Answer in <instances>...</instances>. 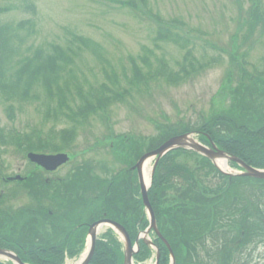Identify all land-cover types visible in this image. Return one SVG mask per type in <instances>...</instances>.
I'll return each instance as SVG.
<instances>
[{
    "label": "rangeland",
    "instance_id": "rangeland-1",
    "mask_svg": "<svg viewBox=\"0 0 264 264\" xmlns=\"http://www.w3.org/2000/svg\"><path fill=\"white\" fill-rule=\"evenodd\" d=\"M124 1L129 0H0V24L11 25L19 36L16 53L9 67L5 66L6 73L12 72L24 55L38 48L61 49L72 38L85 39L86 43L73 47L76 53L67 74L57 81L59 86L68 82L67 94L72 92L73 82L85 87L100 82L118 87L119 81L127 86L126 78L131 76L134 66L144 74L161 64L175 71L187 58L195 67V71L182 75L175 84L154 78L136 85L123 101L79 124L73 141L64 149L57 132L70 124L46 115L45 95L37 83L30 90V94L39 93L33 100H13L0 95V191L4 205L17 207L26 203L27 206L32 205L28 202L41 199L49 204L57 201L62 206L75 197L82 211L80 217L93 214L97 218L99 204L93 201L97 194L104 193L109 177L133 165L134 155L145 152L149 144L157 141L161 128L176 123L195 126L213 114L239 110L236 94L244 98L250 111L264 106V95L257 100L260 102L257 107L253 102L264 89L261 81L264 79V74L261 75L264 73V0H145V13L140 7L139 11L121 4ZM161 25L169 27L173 36L160 35ZM70 74L75 78L73 82L67 76ZM31 130L37 131L41 139L40 153L47 154L52 149L68 155V163L55 176L63 181L42 184V169L29 163L21 149L2 144L12 132ZM192 137L198 141L196 133ZM201 144L210 148L209 144ZM179 158L192 167L199 166L195 156ZM152 164L153 159L146 163L148 174ZM223 171L240 173L242 169L228 160ZM132 173L139 193L137 175L135 171ZM14 175L27 179L2 184L5 177ZM205 179L219 183L211 173ZM257 189L245 183L233 187L231 194L235 199L229 198L227 202L232 203L230 212L223 209L221 223L224 229L233 231V237L244 224L248 225L241 232L245 238L233 255V264H264L263 228L250 215L258 200L264 199V190L260 195ZM191 229L195 240L210 234L205 224L197 223ZM87 242L85 235L78 251L79 240L75 239L72 245L76 253L65 255L62 264H77L87 250ZM156 249L152 247V252ZM200 257L203 264H217L216 259H207L202 253ZM154 260L151 253L141 264H155ZM132 262L136 264L135 260Z\"/></svg>",
    "mask_w": 264,
    "mask_h": 264
},
{
    "label": "trees",
    "instance_id": "trees-1",
    "mask_svg": "<svg viewBox=\"0 0 264 264\" xmlns=\"http://www.w3.org/2000/svg\"><path fill=\"white\" fill-rule=\"evenodd\" d=\"M121 4L138 8L139 11L141 9L143 12V8L146 7L145 0H138V2L129 0L121 2ZM248 23L249 26H252L251 22ZM158 31L160 35L165 37L173 36L169 27L161 25ZM18 38L17 32L13 30L11 25L0 24V95L13 100H33L38 97L39 93L30 94V90L33 83H37L45 95L43 103L46 106V115L61 122L65 121V124H70L57 132L63 140L64 147L62 149L69 147L68 144L73 141L76 135L77 126L84 122L87 117L100 111L104 112L111 105L123 101L127 93L129 94L136 85L146 83L154 78H161L169 84H175L181 80L182 75L195 71L192 60L184 57L186 60L184 59L185 61L175 71H171L165 64H161L160 67L144 74L134 66L131 76L126 78L127 86H122L118 81V87H110L104 82L89 84L85 87L82 83L73 82L75 78L70 74L67 76L73 82L72 92L67 94L68 82L59 86L57 81L60 76L67 74L68 66L76 53L73 47L80 43H86L85 39L81 37L72 38V41L61 49L52 48L46 51L38 48L31 54L24 55L12 72L9 73L7 68L6 73L5 66L9 67V63L18 48L16 44ZM107 77L111 78L108 75ZM263 95L264 89H261L253 101L256 107L260 105L257 100L261 99ZM238 100L240 101L239 105H241L239 110L230 109L217 115L213 114L195 126L177 123L174 126H164L160 130L158 140L149 144L145 150L154 149L168 137L193 132L197 134L198 140L202 143L209 144L212 141L217 147L240 158L246 164L264 169V110H260L264 109V106L250 111V106L243 102L244 98L236 94V102ZM243 107H246L244 109L248 111L242 110ZM37 133L35 130H31L30 133L12 132L2 144L19 148L24 153L29 151L41 152L43 145ZM140 155L135 154L134 160H137ZM180 156L197 157L199 166L192 167L186 164V160L180 159ZM200 164L203 165L200 166ZM210 173L218 179L219 183L213 184L205 179ZM107 182L104 193L97 194L94 199L95 204H99L98 214L102 216L105 213L106 217L123 225L130 239L134 241L137 234L148 225V219L130 166L120 169L110 176ZM244 183L257 187V194L263 193L264 180L245 176L228 177V175L221 173L207 158L191 150L175 149L159 160L148 190V198L155 214L157 227L170 244L176 264H203L200 257L201 253H197L200 249L207 252L202 253V256H206L207 259H216L217 264H233L235 262L229 249L231 245L239 246L243 243L245 235L241 232L243 230L245 232L247 226L244 224L235 237H233V233H229L228 239L226 232H223L222 246L227 253H218L220 248L218 249L217 244L220 237L213 229L222 222L223 209L225 208V211L230 212L232 203L228 204V199H235V196L231 194V189L244 185ZM258 202L259 204L253 206L255 213L250 215L255 217L256 225L262 226L264 232V225L257 218L259 216L264 219V199L258 200ZM191 222L205 224L206 231L210 234H207L206 237L200 235V239H192L191 226L195 224H190ZM83 243L84 235L79 239L78 251ZM154 244L159 251L157 264H169V252L166 246L160 240ZM215 250L217 253L214 252ZM209 251H213V253H209ZM151 253V247L141 241L134 259L143 261L149 258ZM177 253L180 255L177 256ZM53 260L49 257V261ZM203 261L205 262V260ZM122 262V243L118 235L111 228H108L96 240L94 253L89 264H122Z\"/></svg>",
    "mask_w": 264,
    "mask_h": 264
},
{
    "label": "flooded vegetation",
    "instance_id": "flooded-vegetation-1",
    "mask_svg": "<svg viewBox=\"0 0 264 264\" xmlns=\"http://www.w3.org/2000/svg\"><path fill=\"white\" fill-rule=\"evenodd\" d=\"M64 165L53 170L40 167L44 175L42 184L49 185L53 182L63 181V178L55 176L60 167ZM25 178L27 179L24 176L23 180ZM71 196H73L72 193ZM71 199L64 205L61 204L62 206L57 201L49 204L39 199L38 202H28L32 205L26 206V203H22L17 207H8L4 205L5 203L0 197V253H13L25 264H62L70 253H76V247L74 249L72 245L73 241L85 236L89 225L93 222L108 218L103 213L102 216L97 214L98 219L93 214L86 215L83 219L80 217L82 211L78 198L71 197ZM251 213H255L254 208ZM215 232L220 237L217 244L218 249L220 248L218 253H227L222 246V235L223 232H226L228 239L229 233L232 234L233 231L224 229L220 222L215 226ZM149 237L153 243L158 240L162 241L154 231L149 233ZM136 238L141 242L143 239L141 231ZM62 240L65 242L62 243ZM237 248L238 245L230 246L229 250L232 256L236 253ZM214 252L217 253L216 250ZM197 253L207 252L200 249ZM209 253H213V251H209ZM49 257L54 260L49 261ZM3 259L0 260L1 264H12L9 259Z\"/></svg>",
    "mask_w": 264,
    "mask_h": 264
},
{
    "label": "water",
    "instance_id": "water-1",
    "mask_svg": "<svg viewBox=\"0 0 264 264\" xmlns=\"http://www.w3.org/2000/svg\"><path fill=\"white\" fill-rule=\"evenodd\" d=\"M178 148L193 150L207 157L208 159H210L216 166H217V163H216L217 159H223L225 160V162H227L228 160L234 161L240 167H242L244 171L241 173L230 174V175H243V176H248V177L264 180V169H258V168L248 166L247 164L243 163L238 158L228 155L227 153L217 149L215 146H213L212 148H208L200 144L198 141H196L192 137L191 133H184V134L169 137L156 148L143 153L131 168L132 170H135L137 173L141 200H142L143 206L147 212L148 219H149V225L147 229L143 231L142 235H147V233L150 230H154L156 233H158L157 228H156L154 214L150 206L148 195H147L148 188L151 185L154 169L158 161L163 155H165L167 152L171 150L178 149ZM27 158L31 162H34L44 167L47 170H53L68 160V156L65 153L46 155V154L30 152L27 154ZM150 159H153L154 161H153V164L150 170L149 177L147 181H145L144 176H143V168ZM10 179H13V178H10ZM14 179H19V176H16ZM103 225L111 227L121 237L123 244H124L123 264H131L132 255L138 249L137 241L135 242V245L133 246L124 227L118 224L117 222H114L108 219L96 221L89 226V229H88L89 239H88L87 251L77 264H88L89 263L93 255V252H94L96 233L98 232L99 228ZM164 242L167 248L169 249V251L171 252V249L168 243L165 240ZM0 256L10 259L11 261H13L14 264H24L13 253H0ZM171 264H174L173 256L171 257Z\"/></svg>",
    "mask_w": 264,
    "mask_h": 264
},
{
    "label": "bare ground",
    "instance_id": "bare-ground-1",
    "mask_svg": "<svg viewBox=\"0 0 264 264\" xmlns=\"http://www.w3.org/2000/svg\"><path fill=\"white\" fill-rule=\"evenodd\" d=\"M216 162H217L218 166L221 167L222 169H224L226 167L225 160H223V159H217ZM143 176H144V180L147 181V179L149 177V174L147 173L146 165L143 168ZM100 231H101V229L99 230V232Z\"/></svg>",
    "mask_w": 264,
    "mask_h": 264
}]
</instances>
